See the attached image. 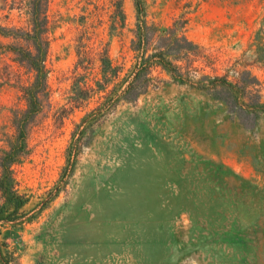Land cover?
Returning <instances> with one entry per match:
<instances>
[{
  "label": "rangeland",
  "instance_id": "1",
  "mask_svg": "<svg viewBox=\"0 0 264 264\" xmlns=\"http://www.w3.org/2000/svg\"><path fill=\"white\" fill-rule=\"evenodd\" d=\"M43 1L48 86L25 117L35 72L21 55L35 48L1 29L32 32L36 0H0V264H264V113L160 69L137 101L123 88L99 99L84 82L100 78L106 47L132 66L137 0L117 27L118 0ZM138 1L161 27L191 11L189 38L226 59L264 23V0ZM248 69L264 95V65Z\"/></svg>",
  "mask_w": 264,
  "mask_h": 264
},
{
  "label": "trees",
  "instance_id": "2",
  "mask_svg": "<svg viewBox=\"0 0 264 264\" xmlns=\"http://www.w3.org/2000/svg\"><path fill=\"white\" fill-rule=\"evenodd\" d=\"M202 1L208 0H190L186 5L187 10L193 7L196 9ZM42 2L44 1L36 0L34 5L32 32L19 37L14 32L1 29L3 35L25 38L31 41L35 48V53L26 52L21 55L20 49L10 47V50L21 55V60L27 61L29 68L35 72V81L30 91L32 99L29 101V110L25 117H28L37 102H40V92L46 90L48 86L46 59L51 45L49 38L51 28L47 13L42 12ZM114 7V24L117 27L125 21L123 0H118ZM136 7L138 10L137 29L134 31V39L130 47L133 53L132 66L126 68V63L115 65L109 55V47H106L99 53L100 78L91 80L93 86L89 84V81H85L87 90L94 92L99 99H105L113 91L117 92L123 88L122 94L127 100L137 101L141 95L149 91L152 79H154L153 71L160 69L162 73L170 75L175 82L205 91L230 109L239 107L244 110L246 107L252 113H264L263 84L252 70L248 69L258 64L264 65V23L251 37L247 50L241 57L226 59V53L222 48H208L189 38L187 27L191 11L174 19L172 25L161 27L155 23L149 24L146 17L140 15L141 4L138 0ZM81 37L85 46L84 42L90 38L87 27ZM247 52L252 55L245 59ZM89 53L88 48L79 51V57H81L76 64V72L86 69L83 63ZM232 74L236 78L230 80ZM88 98H83V102L89 100ZM75 104L77 108L81 106L79 101Z\"/></svg>",
  "mask_w": 264,
  "mask_h": 264
}]
</instances>
